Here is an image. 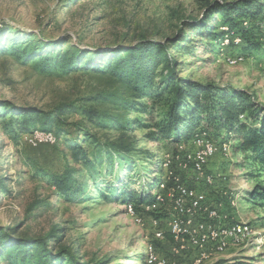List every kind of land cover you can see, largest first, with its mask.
<instances>
[{
  "label": "rangeland",
  "instance_id": "374dc122",
  "mask_svg": "<svg viewBox=\"0 0 264 264\" xmlns=\"http://www.w3.org/2000/svg\"><path fill=\"white\" fill-rule=\"evenodd\" d=\"M216 1L236 0H0V39L6 35V42L14 39L17 30L50 41L66 38L69 43L65 49L74 45L98 54L138 44L143 38L161 42L167 38L177 40L183 32L189 39L187 47L179 44L171 52L181 64V76L244 91L254 104L264 109V46L252 54L228 48L241 42L230 32L218 52L211 39L192 34L191 26L205 19L208 4ZM224 30L229 32L228 28ZM211 46L212 51L208 49ZM237 56L242 61L229 65L227 59ZM2 60L0 56V229H16L17 237L30 238L46 237L56 230L62 245L71 247L82 262L146 264L148 248L154 238L161 241V234L154 233L148 219L138 223L128 211L130 204L126 206L119 201L120 193L112 190L118 191L126 184L129 189L143 193L151 180L155 188L160 158L165 152L172 156L174 146L151 143L145 139V131L138 128L125 131L112 125L99 128L96 121L91 122L79 107L101 91L105 82L83 72L48 71L38 60L21 64L10 59L1 65ZM6 102L46 112L62 104H73L75 109L65 112L66 133L56 146L31 147L32 133L23 137L27 145L21 142V136L14 140L4 134L5 112L12 111L2 108ZM129 118L145 120L146 117L131 113ZM212 138L219 144L222 141L229 142L231 147L236 144L224 141L231 138L225 130ZM75 140H79L78 144L92 161L90 167L85 166L84 160L74 162L71 154L77 149ZM122 144L129 151L118 153L116 148ZM190 144L179 148L192 150ZM109 150L115 152L112 159L108 157ZM127 157L131 161L126 162ZM66 163L79 170L77 182L85 186L83 195L74 201L59 195L49 183V177L43 175L62 173ZM174 164L176 160L168 168L173 169ZM37 167L43 171L37 173ZM206 173L221 176L214 190L208 189L204 178L192 172L186 174L185 183L207 192L213 207L222 205L223 223H248L253 232L203 264H264V207L248 197L257 182L264 184V173L234 147L227 157L221 153L214 156ZM92 174L96 175V181L91 179ZM162 183L166 187L165 173L153 191L154 197ZM3 190L7 193L2 194ZM169 214L167 223L173 217ZM53 246L51 241L50 247ZM166 250L160 251L162 256H168ZM186 258L180 262L194 264V260ZM160 263L155 257L153 264Z\"/></svg>",
  "mask_w": 264,
  "mask_h": 264
},
{
  "label": "trees",
  "instance_id": "16d2710c",
  "mask_svg": "<svg viewBox=\"0 0 264 264\" xmlns=\"http://www.w3.org/2000/svg\"><path fill=\"white\" fill-rule=\"evenodd\" d=\"M206 12L205 19L193 24L191 31L192 34L211 39L218 52L230 32L241 42L238 46L232 44L228 48L234 47L248 54L263 48L264 0L216 1L208 4ZM224 28H228L229 32H225ZM14 36L8 42L7 35L0 39V56H3L1 65L7 64L10 59L21 64L38 60L48 71L60 69L65 74L83 72L106 83L101 91L79 107L91 122L96 121L97 127L112 125L124 131L132 127L144 130L147 141L174 146L172 154H177L179 146L189 144L198 133L206 132L213 139V136L225 130L231 140L224 141L236 142L235 146L232 145L235 151L243 153L264 173V109L254 104L251 96L244 91L181 76V64L171 52L179 44L187 47L189 39L186 33H180L177 40L167 38L163 42L143 38L138 44L98 54L83 51L74 45L65 49L69 43L66 38L50 41L17 30ZM213 47L208 49L212 51ZM3 107L12 110L11 113L9 110L5 112V135L14 140L21 136V142L27 145L23 142L25 135L36 130L50 132L57 141L52 146H56L58 139L66 133L65 112L75 109L73 104H62L46 112L39 108L17 107L9 102ZM131 113L146 118L130 120ZM75 142L77 149L71 154L74 162L84 160L85 166L90 167L92 161L88 160L87 154L78 144L79 140ZM124 150L129 151L124 144L116 148L118 153ZM111 151L107 152L109 159L115 155ZM165 155L166 152L160 158L156 171L155 188L165 173ZM125 161L131 159L127 157ZM176 168L177 164H174L173 169ZM42 171L38 168L37 173ZM78 172L66 163L62 173L43 175L49 177V183L54 185L59 195L74 201L85 191V186H79L77 182ZM189 172H180L184 182ZM91 179L96 181V175L92 174ZM153 183L151 180L143 193L129 189L126 184L120 190L112 191L120 193L119 201L126 206L132 205L139 216H151L167 223L165 221L170 214L166 209L145 213L144 207L155 202ZM6 193L7 190H3L2 194ZM248 197L264 207V184L257 182ZM16 232V229H0V264H62L65 261L70 264H91L82 262L71 247L63 246L56 230L40 238L17 237ZM51 241L54 243L52 248ZM151 243L160 257L170 258L173 238L168 232L163 241L154 238ZM163 248L167 249L166 257L160 253Z\"/></svg>",
  "mask_w": 264,
  "mask_h": 264
},
{
  "label": "built area",
  "instance_id": "2783aa9c",
  "mask_svg": "<svg viewBox=\"0 0 264 264\" xmlns=\"http://www.w3.org/2000/svg\"><path fill=\"white\" fill-rule=\"evenodd\" d=\"M29 139L31 147L52 146L55 141V138L46 135H31ZM201 147H209L212 152L217 150L212 141L195 143V149H201ZM178 150L177 154H172V159H165L166 187L162 190L159 207L144 209L146 214L161 208L166 209L173 216V223H162V221L151 216H139L134 209L142 222L145 223V220L148 219L154 233L161 234V241L165 239L167 232L172 236L173 243L169 259L160 257L155 246L151 243L152 255L158 257L164 264H182L180 260L185 257L189 258L190 261L202 258L203 251L216 247L217 243L227 245L226 235H228V228L230 227V224L223 223L220 208H214L213 203L209 202L207 192L199 191L187 185L180 174V172L192 171L197 177L205 178V186L214 190L218 185L217 180H210V175L206 173V170H199V162H207L208 166L210 161L186 157L182 152V147ZM168 160H176L177 168L169 169ZM240 232L237 231V233Z\"/></svg>",
  "mask_w": 264,
  "mask_h": 264
},
{
  "label": "bare ground",
  "instance_id": "6f19581e",
  "mask_svg": "<svg viewBox=\"0 0 264 264\" xmlns=\"http://www.w3.org/2000/svg\"><path fill=\"white\" fill-rule=\"evenodd\" d=\"M227 43H230V41L227 39ZM238 45V44H236ZM242 61V57H235V58H228L227 62L229 65L234 66ZM45 133V132H44ZM31 135H46L51 138H54L55 136L51 133H45L43 132H33ZM206 141H212V144H214L215 149L214 152L211 151L209 147H201V149H195V143H205ZM55 142V141H54ZM190 144V143H189ZM193 149L188 150L182 147V152L185 154L186 157H195V158H202L203 161H210L214 156H216L218 153L223 154L224 156H229L231 153V144L229 142H222V144L217 143L213 139L210 138V136L206 132H201L193 138L191 144ZM165 159H172V156L167 155L165 156ZM172 160H168V167L170 166ZM166 166V162H165ZM207 168V162H199V170H206ZM221 176H210V180H219ZM205 181V178H204ZM165 188V183L161 184V188L159 187L157 190V193L155 194V202L149 206H152L153 208H157L159 206V202L161 201V194L160 191ZM222 205L218 204L214 206V208H220L221 211ZM152 209V208H151ZM129 213L133 216H135L136 221L138 223L141 222V219L136 216V213L134 211V207L132 208V205H129ZM170 223H173V217L170 220ZM230 224V227L228 228V235H226V242L227 245H224V243H217L216 247H212L210 249H206L202 253V258H196L194 260V264H203L210 260L212 257H214L217 254L224 253L227 251L232 245H235L237 243H240L243 239L248 237V235L252 234V226L248 223H226ZM237 231H241L240 233H237ZM237 233V234H236ZM155 259V256L151 253V246L148 248V256H147V263L146 264H153V261ZM162 264V263H160Z\"/></svg>",
  "mask_w": 264,
  "mask_h": 264
}]
</instances>
